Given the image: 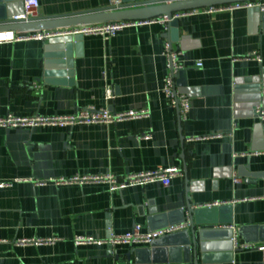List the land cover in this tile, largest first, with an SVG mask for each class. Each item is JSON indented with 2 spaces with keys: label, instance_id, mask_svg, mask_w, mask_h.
<instances>
[{
  "label": "crops",
  "instance_id": "crops-1",
  "mask_svg": "<svg viewBox=\"0 0 264 264\" xmlns=\"http://www.w3.org/2000/svg\"><path fill=\"white\" fill-rule=\"evenodd\" d=\"M113 1L40 0L38 19L109 9ZM161 18L124 28L109 39H79L70 47V83L45 80L46 72L53 76L65 66L46 57L47 41L0 44V117L69 115L89 105L114 112L146 107L150 113L113 124L0 127V239L6 241L0 242V264H192L167 261L166 251L158 249L134 252L137 247L111 250L73 243L75 235L105 239L135 224L145 230L166 221L186 222L187 201L197 212L192 216L195 236L204 243L208 264H264V252L256 248L264 246V154H249L263 145L264 135L233 90L264 73L259 14L197 9L180 17L177 28L167 29ZM6 30L12 26L0 27ZM165 41L182 52L185 69L178 82L190 103L185 119L161 93ZM251 52L261 61L233 60ZM146 134L150 139L142 138ZM233 153L248 155L234 158ZM157 167L177 169L168 186L155 181L110 192L101 183L51 180L107 173L122 177ZM207 203L223 204L200 207ZM184 230L190 236V226ZM234 235L238 243L255 246L231 253L228 263L226 249ZM48 237L61 240L14 243Z\"/></svg>",
  "mask_w": 264,
  "mask_h": 264
},
{
  "label": "built area",
  "instance_id": "built-area-1",
  "mask_svg": "<svg viewBox=\"0 0 264 264\" xmlns=\"http://www.w3.org/2000/svg\"><path fill=\"white\" fill-rule=\"evenodd\" d=\"M40 0H22L23 11L22 13L13 17L15 21H32L38 19V6ZM171 2L174 0H166ZM113 9L120 7V0H114L112 3ZM208 13L222 10H235V9H247L251 13L260 14L264 13V0L260 1H247L238 2L234 4L219 5L209 8H204ZM188 12L173 13L170 18L162 17L159 21L164 25V28H168V22L173 18H180ZM158 21L157 18L144 19V20H122L114 22H105L97 24H86L79 26H71L67 28L41 30V31H15L6 30L0 31V44L13 43L17 41L26 40H45L46 45V57L49 61L61 64L65 66L61 71L55 72L56 75L50 76V73L46 72V81L50 83H70L73 80V69L70 61V47L76 45L79 39L84 36L98 35L103 39H109L115 36L119 31L127 27H134ZM68 37L70 39L65 40ZM53 39H62L61 41L51 42ZM67 46L68 49H67ZM162 54L165 58L166 74L163 78L161 87V93L166 98L168 104L177 109L180 119H185L190 109L189 94L185 87L179 84V78L185 69L184 63L180 60L182 52L180 50L172 49L169 41H165L163 45ZM234 61L238 60H256L261 61L260 55L257 52L248 53L242 57L233 58ZM57 64V65H58ZM201 62L197 61L196 66H201ZM59 66V65H58ZM63 66V65H62ZM36 86V85H35ZM234 95H241L246 97L251 95L250 88L246 84H235ZM256 92V91H255ZM259 96L254 100H240L236 101L243 104L248 108L252 117L257 119L258 124H264V73L260 78L259 92H256ZM112 97V91L110 88L106 89L105 98L110 100ZM238 104V103H237ZM242 105V106H243ZM148 108L130 109L127 111L114 112L108 107L86 106L79 108L75 113L69 115H58V116H41V115H30V116H15L12 114L0 117V127H17V126H28L34 125H56V126H73L77 124H95V123H107L113 124L125 120H133L138 118L149 117ZM143 139H150V135L146 134L142 136ZM205 137H196L195 139H203ZM193 140V139H190ZM262 144V143H261ZM253 155L264 154V148L256 149L249 153ZM248 155V153H233V157H240ZM177 172L174 167H157L152 170L141 171L138 173H130L122 177H116L113 174L103 175H74L72 177H59L51 179L58 185H72V184H105L110 192H116L124 189L128 186L134 185H146L152 182H160L163 186H168L172 177ZM232 181L238 182L237 174H232ZM4 184H0L2 186ZM223 203H211L204 204L200 207H212L219 206ZM189 227V221L169 224L156 229H142L140 224H135L133 227L125 233H112L105 239H96L90 235H75L73 243L75 246L79 245H96L106 246L108 249H114L118 246H129V247H146L149 244L160 237L168 234H172ZM61 240L58 237H48L40 239H29V240H17L14 243L16 245L23 244H54ZM233 248L248 249L255 245L251 243H238L235 235L231 238ZM0 242H6L0 239ZM258 250L264 252V246H257Z\"/></svg>",
  "mask_w": 264,
  "mask_h": 264
},
{
  "label": "water",
  "instance_id": "water-1",
  "mask_svg": "<svg viewBox=\"0 0 264 264\" xmlns=\"http://www.w3.org/2000/svg\"><path fill=\"white\" fill-rule=\"evenodd\" d=\"M247 1H260V0H174L167 2L166 0H120V6L117 9H97L93 11H88L84 13H78L74 15H65L57 17H44L32 21H15L13 17L22 13L23 3L22 0H0V7L2 8V13L0 14V27L2 26H12V29L15 31H41V30H51V29H60L67 28L71 26H79L86 24H97L105 22H114L122 20H144L151 18L167 17L173 13L188 12L197 9H204L213 6L234 4L238 2H247ZM261 27L264 30V13L259 14ZM179 18H173L168 22V27L177 28ZM166 37H170V32L165 33ZM70 38L66 37L65 40ZM62 39H53L51 42H59ZM69 46H67L68 49ZM260 78L257 77L252 81V79H246L250 92H253L251 95L243 97L241 95L236 96V101L240 100H254L259 94ZM240 84V83H237ZM243 84V83H242ZM245 84V83H244ZM256 91V92H255ZM177 110V109H176ZM179 119V117H178ZM180 120V119H179ZM260 125V124H259ZM260 130L262 135H264V124L260 125ZM261 143V141H260ZM263 145L256 147V149L264 148V140L262 141ZM180 158L183 159V154H180ZM182 172L186 175V166L183 163ZM186 210L189 216V226H190V236L188 230H181L172 234L165 235L158 239L153 240L148 248L137 247L132 251H146L154 253L155 251L161 250L168 255L165 260L167 261H187L192 264H198L199 260L203 264H208V255L204 251V243L197 242L195 236V229L193 225V214L197 213L190 206V203L186 202ZM152 214L154 211H151ZM181 222V221H179ZM176 222L166 221L163 224L157 227H149L148 229H156L169 224H174ZM199 234V232H197ZM180 238L176 239L175 238ZM232 236L230 237V239ZM226 252L227 262H232L231 253L238 251L239 248H233L232 241L228 244ZM147 247V246H146ZM200 253V254H199ZM199 254V255H198ZM230 254V255H229Z\"/></svg>",
  "mask_w": 264,
  "mask_h": 264
}]
</instances>
